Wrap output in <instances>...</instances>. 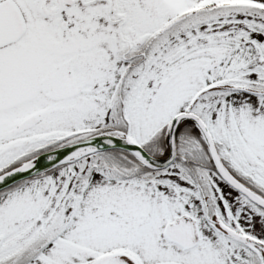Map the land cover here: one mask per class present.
I'll return each mask as SVG.
<instances>
[{"label":"snow or ice","instance_id":"obj_1","mask_svg":"<svg viewBox=\"0 0 264 264\" xmlns=\"http://www.w3.org/2000/svg\"><path fill=\"white\" fill-rule=\"evenodd\" d=\"M0 264H264V0H0Z\"/></svg>","mask_w":264,"mask_h":264}]
</instances>
